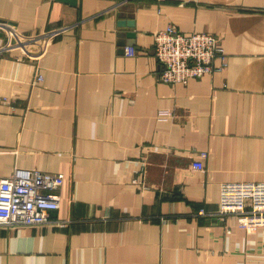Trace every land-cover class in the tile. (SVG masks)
<instances>
[{"label": "crops", "instance_id": "crops-1", "mask_svg": "<svg viewBox=\"0 0 264 264\" xmlns=\"http://www.w3.org/2000/svg\"><path fill=\"white\" fill-rule=\"evenodd\" d=\"M168 26L225 68L162 83ZM14 32L56 34L31 61ZM0 99V179L62 176L57 222L0 228V264H264V229L218 215L223 183H264V0H0Z\"/></svg>", "mask_w": 264, "mask_h": 264}, {"label": "built area", "instance_id": "built-area-1", "mask_svg": "<svg viewBox=\"0 0 264 264\" xmlns=\"http://www.w3.org/2000/svg\"><path fill=\"white\" fill-rule=\"evenodd\" d=\"M55 34L46 33L30 40L14 32L8 36L12 43L7 47L37 61L45 49V41ZM153 41L154 57L161 65L159 78L166 85H185L191 79L221 72L226 66L223 50L211 34L195 32L184 35L168 26L156 32ZM41 80L38 75L36 81ZM167 115L166 112L160 113L162 118ZM205 158L206 153H199L193 168L202 170ZM61 183L59 174L18 169L8 178L0 179V228H34L56 223L51 213L59 207L56 192ZM218 215L220 220L227 215L234 216L238 228L246 232L264 229V183H223Z\"/></svg>", "mask_w": 264, "mask_h": 264}, {"label": "water", "instance_id": "water-1", "mask_svg": "<svg viewBox=\"0 0 264 264\" xmlns=\"http://www.w3.org/2000/svg\"><path fill=\"white\" fill-rule=\"evenodd\" d=\"M56 2L64 3L71 7L77 6L78 0H54ZM121 25H125V23H120ZM128 37H132V35L127 34Z\"/></svg>", "mask_w": 264, "mask_h": 264}]
</instances>
